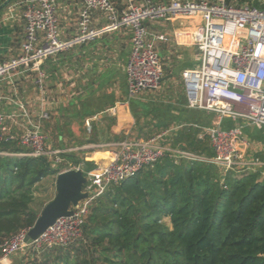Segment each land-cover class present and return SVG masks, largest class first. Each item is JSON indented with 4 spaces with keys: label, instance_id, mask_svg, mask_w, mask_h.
<instances>
[{
    "label": "built area",
    "instance_id": "1",
    "mask_svg": "<svg viewBox=\"0 0 264 264\" xmlns=\"http://www.w3.org/2000/svg\"><path fill=\"white\" fill-rule=\"evenodd\" d=\"M260 2L261 7L245 2L228 3L227 0H146L119 11L111 0H81L76 32L69 39L61 36L56 0H21L18 3L23 7L24 20L20 51L8 59L0 58V80L21 69L30 70L37 74L35 83L42 89L44 59L93 41L98 30L92 27L91 21L95 13H101L108 27L125 28L130 32L131 50L125 67V103L157 89L163 75L155 40H163L164 37L151 35L146 23L200 17L201 23L193 31L199 61L193 67L183 69L180 75L187 106L215 113V120L210 127L202 128L209 137L212 150L209 157L195 155L178 145L172 146L174 134H171L177 128L164 129L146 138L123 140L108 165L85 170L84 190L89 196L73 209L72 215L57 218L33 240L32 245L25 242L27 230H21L1 242L0 263L29 246L41 249L72 243L81 235L83 218L94 197L108 186L164 157L207 161L223 172L233 170L239 173L264 167L261 159L247 158L250 141L242 123L246 121L264 129V0ZM18 116L26 118L27 124L21 133L16 134L7 119L15 123ZM35 118L32 119L22 103L18 113L5 115L0 111V141L16 142L22 148L16 155L47 156L56 166L63 162L60 155L63 151L48 147L49 136L41 124L50 120L51 114L42 110ZM224 120H229L232 125L224 126ZM86 126H89L88 121ZM69 168H82V165Z\"/></svg>",
    "mask_w": 264,
    "mask_h": 264
},
{
    "label": "trees",
    "instance_id": "2",
    "mask_svg": "<svg viewBox=\"0 0 264 264\" xmlns=\"http://www.w3.org/2000/svg\"><path fill=\"white\" fill-rule=\"evenodd\" d=\"M111 1L119 11L127 7ZM227 2L262 6L260 0ZM201 123L196 117L193 124ZM198 131L177 130L172 145L211 156ZM21 151L14 141H0V243L33 225L38 212L32 204L43 179L78 165L93 168L73 152L61 153L63 162L53 166L47 156L16 155ZM260 174V169L223 172L207 161L164 157L94 197L75 241L29 246L15 264H264Z\"/></svg>",
    "mask_w": 264,
    "mask_h": 264
},
{
    "label": "crops",
    "instance_id": "3",
    "mask_svg": "<svg viewBox=\"0 0 264 264\" xmlns=\"http://www.w3.org/2000/svg\"><path fill=\"white\" fill-rule=\"evenodd\" d=\"M20 1L15 0L10 4L9 16L5 14L6 11L2 10L0 13L1 59H8L20 51L24 31L23 7L18 4ZM56 1L61 36L69 39L76 32L81 0ZM144 1L146 0H122L121 4L129 6ZM200 23V17L146 23L151 35L164 37L163 40L156 39L155 46L163 65L160 81L164 84L162 92L164 89L172 92L166 101L161 99V92L153 90L125 103V67L131 50L130 32L125 28L108 27L103 15L95 13L91 25L98 30V35L93 41L44 59L42 69L45 79L42 89L35 83L37 74L30 70L21 69L0 80V111L5 115L18 113L22 103L35 120L40 111L47 110L51 119L42 121L41 124L49 136L48 147L73 152L92 162L93 168L108 165L123 140L147 137L144 133L146 125L140 124L142 130L139 131L135 119L141 112L147 118L150 117L149 122H153L155 125L152 126L157 130L173 122L178 123L173 127L178 130L193 126L199 128L197 138H206L209 143V137L202 128L212 125V116L215 113L187 106L180 75L183 69L193 67L199 61L200 55L193 42V31ZM174 84L178 89L172 91ZM158 102L166 103L169 108L163 115L154 113L152 116L155 108L150 106ZM136 105L140 108L133 111ZM70 107L72 111L68 112ZM196 117L201 118L204 123L193 124ZM86 121L89 126H86ZM7 123L19 134L26 126L27 119L18 116L15 123L10 119H7Z\"/></svg>",
    "mask_w": 264,
    "mask_h": 264
},
{
    "label": "rangeland",
    "instance_id": "4",
    "mask_svg": "<svg viewBox=\"0 0 264 264\" xmlns=\"http://www.w3.org/2000/svg\"><path fill=\"white\" fill-rule=\"evenodd\" d=\"M10 4L11 3H8L3 8V11H6L5 14H7L8 16L10 15V10H8V7L10 6ZM163 85L164 84H161L160 83L159 86H158V88L155 89V91L156 92L157 91L158 92H161L162 93V95L160 93L161 99L162 100L164 99L166 101L167 98H169L170 93H172V92H171L170 89H164L163 92H162ZM171 89H172V91L173 90H177L178 89V86L174 84ZM166 94H168V95H166ZM163 95H165V96H163ZM165 104H164V102L163 103H159L158 102L155 105L153 103L150 106V107H154L155 108V110H152V113H151L152 116L154 115V113H157L158 115H163L165 113V111L169 108V106L168 105H165ZM139 108L140 107H137V105H136L133 108V111L134 110H138ZM67 111L68 112H71L72 111V107H70ZM149 118L150 117L147 118L146 116H144V114L142 112H141V114L137 118L135 117V119L137 120L136 122H138L139 124H142V125H146L145 130H144V133L145 134H151L152 133L151 135H153V134H156L159 131L164 130V129H173V127H175V125L178 124V123H174V122L173 123H169L168 126L166 125V127H163L161 129H158L157 130V128H155V127L152 126V125H155V124H153V122L152 123L149 122V120H148ZM213 119L215 120V116H212V120ZM141 120H142V123L140 122ZM242 123L244 124L243 131H244L246 137L250 141V148H249V150L247 152V154H248L247 155L248 156L247 158L250 159V158L257 157V158L261 159L262 161H264V129H258V128L252 126L251 124H249L246 121H242ZM224 124H228L227 125L228 127H230L232 125L229 120H225L224 121ZM177 130H174L171 135H173ZM206 140H208V139H206ZM204 145L207 146L208 148H210L209 147V143L207 141H206V144H204ZM258 169L261 170V174H260L261 175V178H264V167H262V168L261 167L256 168V170H258ZM54 179H55V176L47 177V178L43 179L37 185V190L35 192V199H34V202H33L32 206L38 212V214L40 213V211L43 208V206L50 199H52L53 196H54V194H55ZM24 254H25V250L24 251H21L19 253H16L14 255H12L6 261H3L0 264H15L16 261H17V259H19Z\"/></svg>",
    "mask_w": 264,
    "mask_h": 264
},
{
    "label": "water",
    "instance_id": "5",
    "mask_svg": "<svg viewBox=\"0 0 264 264\" xmlns=\"http://www.w3.org/2000/svg\"><path fill=\"white\" fill-rule=\"evenodd\" d=\"M11 0H6L0 5L4 8ZM86 166L82 168H69L58 172L55 175V194L41 209L33 225L25 234V242L32 245L34 239L47 227L52 225L59 217L70 216L73 209L79 203L88 198L89 194L84 190L86 184Z\"/></svg>",
    "mask_w": 264,
    "mask_h": 264
}]
</instances>
